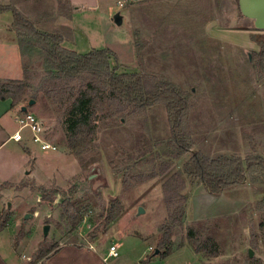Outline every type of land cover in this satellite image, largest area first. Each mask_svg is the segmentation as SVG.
Segmentation results:
<instances>
[{
  "label": "rangeland",
  "instance_id": "374dc122",
  "mask_svg": "<svg viewBox=\"0 0 264 264\" xmlns=\"http://www.w3.org/2000/svg\"><path fill=\"white\" fill-rule=\"evenodd\" d=\"M75 1L94 11L71 19L69 0L7 4L41 32L58 17L65 23L72 20L74 29L66 24L49 29L62 35V47L69 51L107 50L114 55L110 70L149 75L175 86L188 101L184 125L191 149L177 161L167 157L170 125L162 105L136 110L104 92L91 96L95 137L75 157L67 147L65 111L68 98L84 91L85 83L52 81L42 54L34 50L22 60L32 86L26 98L36 99L33 106L29 101L24 106L46 126L55 150H41L29 137L0 149V180L19 181L0 182V225L6 220L2 245L37 264L60 245H107L122 238L121 252L134 243L141 250L151 247L147 261L160 264L164 259L152 254L164 250L160 242L167 235L160 231L167 219L165 181L183 170L193 153L209 159H264V77L254 59L259 46L250 39L264 30L241 14L238 0ZM115 14L122 17L120 26L113 22ZM183 180L184 217L181 225L170 228L167 246L175 252V264H264V178L247 172L244 184L217 196L198 180L186 175ZM116 206L119 215L106 224ZM65 210L82 215L75 229ZM191 231L200 242L213 244L217 256L195 253L187 239ZM180 249L189 254L178 257Z\"/></svg>",
  "mask_w": 264,
  "mask_h": 264
},
{
  "label": "trees",
  "instance_id": "16d2710c",
  "mask_svg": "<svg viewBox=\"0 0 264 264\" xmlns=\"http://www.w3.org/2000/svg\"><path fill=\"white\" fill-rule=\"evenodd\" d=\"M6 12H10L13 18L12 28L17 36L21 58L37 49L43 56L44 69L52 81L60 83L78 79L85 83L84 91L75 98L74 96L68 98L69 105L65 111L67 147L72 155L80 157L92 143L97 122L89 110L91 96L104 92L136 110L144 111L154 105H162L167 112L170 125L168 147L171 152L167 153V157L177 161L191 149L189 135L184 125L185 115L189 109L188 101L175 86L149 75L118 74L116 68L112 70L109 68V57L114 56L111 52L93 50L87 54H77L69 51L62 47V36L37 30L15 7L0 4V14ZM250 39L259 46L254 59L260 76L264 77V35H251ZM31 89L24 69L22 80H0V101L10 100L11 109L22 108L27 101L36 99L35 96L26 98L27 92ZM247 172L252 176L259 173L264 178V159L247 157L243 161L233 156L209 159L199 153H193L190 160L184 164L183 170L170 176L162 186L167 219L160 227V231L164 230L167 235L160 242L164 250L157 249V255L165 259L171 254L172 250L167 247L172 233L170 228L182 223L187 204L184 175L200 181L207 192L217 196L225 188L244 184ZM112 208L114 213L106 217V224L112 223L119 215V206ZM64 215L72 229H75L83 218L81 214L70 215L68 210H65ZM5 226L6 220L0 225V231ZM187 239L195 253H202L208 257L217 256L215 246L200 242L192 231L188 233ZM152 256H155L154 253Z\"/></svg>",
  "mask_w": 264,
  "mask_h": 264
},
{
  "label": "crops",
  "instance_id": "0c3cea01",
  "mask_svg": "<svg viewBox=\"0 0 264 264\" xmlns=\"http://www.w3.org/2000/svg\"><path fill=\"white\" fill-rule=\"evenodd\" d=\"M7 2L8 0H0V3L6 6L8 5ZM69 2L73 11L71 19L74 18L76 13H81L84 10L94 11V7H87L82 4L78 5L77 1L75 0H69ZM19 12L23 14L21 10ZM6 14H10V17H5ZM28 20L31 19L28 18ZM71 21L72 20H69V23H71ZM12 23L13 18L10 12L0 14L1 81H18L22 80L24 76L23 60L20 55L17 36L12 28ZM69 23H65L64 18L58 17L55 21L53 20L47 22V24L45 23L46 28L44 32L53 34L54 32L49 30L50 28L55 30L63 29L62 26H71ZM71 28L73 27L71 26ZM63 43H65V40ZM10 103V100L0 101V149L8 143L14 142L11 140V136L18 129L17 126L12 123V121H14L15 115L19 113L21 108L17 107L15 109H11ZM24 137L28 138L29 134L24 133ZM0 182L2 184L4 182L18 183L19 181H13L12 179L7 178L2 181L0 180ZM4 233L5 232H0V264H29V261L26 258L14 252L10 246L2 245V236ZM112 245L117 247L119 256L116 258L106 259L108 248ZM124 246L125 243L122 241V238H118V240H115L114 242L107 245H95L93 243H88L85 245H60L56 250L49 252L37 264H150V262L147 261L148 256L146 255V251H148L151 247L141 250L139 245L134 243L127 246L128 251L123 253L121 252V248ZM178 253V257H181L184 254H189L181 249L178 251ZM160 264H175V252L162 260Z\"/></svg>",
  "mask_w": 264,
  "mask_h": 264
},
{
  "label": "built area",
  "instance_id": "2783aa9c",
  "mask_svg": "<svg viewBox=\"0 0 264 264\" xmlns=\"http://www.w3.org/2000/svg\"><path fill=\"white\" fill-rule=\"evenodd\" d=\"M14 121L18 124L17 131L11 136V140L15 143L24 142L27 138L24 133L29 134V140L38 144L41 150H55V147L46 138L47 128L37 117L30 112H19L15 115ZM149 251H152L149 248ZM117 247L112 245L108 248L107 258L118 257Z\"/></svg>",
  "mask_w": 264,
  "mask_h": 264
},
{
  "label": "water",
  "instance_id": "95a60500",
  "mask_svg": "<svg viewBox=\"0 0 264 264\" xmlns=\"http://www.w3.org/2000/svg\"><path fill=\"white\" fill-rule=\"evenodd\" d=\"M138 1V0H135ZM238 6L241 14L253 21L254 27L258 30H264V0H238ZM113 22L115 25L120 26L122 23V17L119 14H115L113 16ZM35 101L30 100L28 102V106H33ZM21 112H26L27 107L23 106L20 109ZM9 207V205H8ZM144 212L142 208L138 209L137 215H141ZM30 215H26L25 219H28ZM49 231V227L45 226L43 228V236L47 237ZM158 254V250L155 251L154 255ZM248 256L251 258L253 253L251 250L248 251Z\"/></svg>",
  "mask_w": 264,
  "mask_h": 264
}]
</instances>
